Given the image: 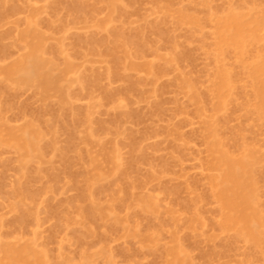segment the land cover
I'll return each instance as SVG.
<instances>
[{"label": "rangeland", "instance_id": "374dc122", "mask_svg": "<svg viewBox=\"0 0 264 264\" xmlns=\"http://www.w3.org/2000/svg\"><path fill=\"white\" fill-rule=\"evenodd\" d=\"M59 1L60 2H58V0H6V4L3 8H0V12H3L0 16L1 66L9 65L24 52V49L22 50L20 47H23V45L21 43L18 44L19 41L17 42L18 34L21 30L26 29V20L34 14L38 30L45 35L46 39L48 38L45 40V47H51L49 48L50 51L46 48V55L48 58L53 59L55 57L53 61L56 59L54 63H57V67L59 66L58 68L60 69L63 67L66 58H72V63L74 62L73 65H76L74 68L76 67L77 69V72H75L76 76H72V73H69L71 77L74 78H67L68 80L70 79L69 82L71 81V86L65 84V88H69L68 95L73 97L69 96V99L72 100L71 103L70 100L67 102L70 104L68 108L71 106V109L75 111L77 116L74 115V111L70 108L68 109L65 107V111L59 109V99L56 94H52L48 100L43 101L39 98L40 95L34 91L35 89L33 87H25L17 90V92L12 89H6L2 97L0 96L1 103L9 101L11 105V109L3 110L2 108L0 111L5 122H8L7 124H10V126L13 125V127H19L27 121H33L39 128L46 126L48 131L46 129L43 131L46 132L44 138L46 140L48 138V140H43L44 145L46 142L51 145H48L50 146L48 147L46 144L45 146L47 147H44V159L46 160L44 163H47L48 167L43 165V161H33V167L31 166L32 164H29L27 168L28 171L26 172L27 174L25 173L23 178L18 169L19 163L15 161L17 160V154H14L15 152L13 153L11 150L0 148V220L2 221L0 240L5 243H17L19 246L20 244L27 245L29 243L38 251L41 250L46 252L52 264L63 263L64 260L62 259H66L68 264H78L80 263V259L82 262L85 260L82 259L83 256L80 258V255L85 253L90 257H86V263L85 260L80 264H108L109 262L111 264H165L169 259L171 260L170 255L167 256L165 248H170L174 239H177L180 246L184 249L183 254L187 257V260H190L188 261L189 264H264V262H262L264 259L259 260L261 257L264 258V256H260V254L264 253L259 249H254L250 243L244 240H236L235 233L232 230L224 232L221 231L216 224L213 225L219 220L217 214L218 205L209 195V190L207 188L208 177L211 172H209V169L205 166L207 165L205 160L207 161L208 158L210 159V155L208 156L207 153L208 144H205V142L208 141H206L205 122H210V120L207 121L209 118L206 117H210L211 112L213 115L211 123L215 126L212 125L215 128L216 137L224 144L223 148L236 154L238 153L237 147L240 144L237 143L239 142L238 139L243 138V141L245 140L247 145L250 143L249 145H251L253 149L264 154V119L261 118L260 120L262 121L260 122L256 120L259 116H253L254 113L249 114L255 111V109H251V106L254 105V100L251 95V78L248 76V70H246L247 72L245 71L247 67L250 68L251 64L253 65L255 60L257 62V59L259 60L261 57H264V18H262L264 17V0H117V5L118 3L120 5L117 7L119 10L121 7L123 9L121 8L122 10H120V12L116 11L117 13L114 11L113 14L116 15L110 17V20H114H111L113 22H109L108 24L110 26L107 27V32H111V35L104 31L107 29L104 25L103 29L98 26L101 25L102 22L103 24L104 22H108L109 16L113 15L108 8L106 10V0H100L99 2L91 0V2H95H93L94 4L91 3L90 0H84V6L89 10V12H87L88 14L86 13L87 15H83L85 17L81 15L84 20L76 15L71 7L73 4L76 5L83 0H65L63 4L61 3L63 0ZM57 3H59L61 7L58 6L59 4ZM54 4L57 5L55 6ZM64 4H66V6ZM68 8L70 10H68ZM231 8L233 11L235 9V12L242 10L243 12H240L245 15L248 13V15H244L245 19L249 18L246 20L252 21L254 19L261 22V25L256 30L257 40H260V42H256L257 44L255 43L256 45L254 44L255 46L252 45V47H250V45L247 46L246 50L248 51L245 52L248 54L242 57L243 60L240 55V61L239 58L236 57L238 55L232 57L233 53L231 52L230 54H225L226 56L224 55L223 58L217 59V53H215L217 51L211 50L214 47L213 43L216 45L215 42L217 41V37H215L217 30L215 32L214 29L217 28L215 22L218 19L216 21L214 20V22L212 21L217 15L223 17L225 14L224 11H231ZM53 9L55 10L53 11ZM115 10H117V8ZM68 11H72L75 13L74 15H76V17L80 18H75L73 13ZM38 12L39 16L37 15ZM176 12H179L178 16ZM222 12L224 14H222ZM69 13L72 16H70ZM108 13L110 14L107 15ZM190 13V16L195 18L196 23L193 24L184 21L183 25L180 24L181 20H185L183 19V14L189 16ZM220 13L222 16H220ZM179 14L180 17L182 16V19L179 17ZM73 16L76 20L79 19L78 22L76 20L74 21ZM49 20L54 24H49ZM46 21L48 22L46 23ZM176 21L180 22L177 24ZM49 25H51V29L48 30ZM113 29L116 33L120 29L121 31L123 30L125 33L122 32L124 35H121L124 37L126 34L129 37L131 33H133L134 36H136V33H139L138 35L141 34L140 36L142 37L139 36V38L143 40L140 42L145 43L143 47V49L145 48V54L143 53L144 55L141 54L140 56L132 54L129 59H126L123 53H121V49L115 47L113 52V49H110L113 48L110 42H113V38L115 37ZM121 31H119V33H121ZM160 31L162 32L161 34H159ZM164 33H166L165 36ZM112 34H114V36ZM133 35L131 34L130 37ZM107 36L110 37L108 38V40H110L109 43H107V45L101 44L102 41H105ZM90 40L93 42L97 41L96 44L98 45L95 47ZM214 40L216 41L214 42ZM57 44L62 46L58 45V47L61 48L60 52H58L59 49ZM55 47L58 49H56L57 52H55ZM93 47L98 49L96 53L91 52ZM135 47L137 48V46ZM135 47L134 45L131 46V52L134 51ZM5 50H8V53H6ZM212 51L215 54H213V56ZM54 53L59 55V57L57 55L55 56ZM97 53L99 55H97ZM5 54L7 55L5 56ZM112 54L114 57H111L113 56ZM174 54L178 56L175 57ZM254 54H259L260 56L255 55L257 59L253 57L254 59L252 58L250 60L251 56ZM64 55H68L69 58L68 56L64 57ZM117 57H122V59L119 58L121 61L126 60V64L124 61V63L122 62L124 65L120 64L121 61L118 60ZM172 57L175 58V60L171 63H167L166 60ZM113 58L114 61L118 60V65L112 60ZM245 60L248 62L250 60V65H248L249 63H246ZM252 60H254V62ZM262 60H264V58H262ZM148 62L151 63L152 66L154 65L149 72L144 68L145 64H149ZM127 64H134V68H130ZM116 65L120 67V70H117L118 67ZM123 68L126 69L122 70ZM86 70H89V73H84ZM218 70H224L230 74L229 76L232 78L233 87L228 97L230 100H228V105L225 103V106L222 107L225 110H221V108L216 111L214 110V93H212L214 88H211V81L212 84L215 82L214 75ZM83 73L85 76L87 75L90 77L88 80L84 78L87 81H85L86 84H84V82L81 83L84 84L86 88L84 85L76 82L77 78H79V74L81 77H85ZM97 76L98 78L96 79L95 77ZM210 76L213 80H211ZM2 78L3 77L0 76V88L2 84L5 83V81L3 82L4 78ZM180 78L182 80L185 79V81L193 85L192 87L195 90L193 91L199 95L201 101L196 103L191 100L190 92L186 89H182L183 86H179V83H181L179 81H182ZM92 79H94L93 81L97 80L91 83L92 87L94 84L93 88H91L88 82H91ZM65 82L67 81H64V83ZM2 87H5V84ZM111 93L113 96H111ZM188 93L190 95H188ZM37 94L39 95L38 97ZM208 94H211L213 100H211ZM213 102L214 104H212ZM198 103H200L199 105L202 104V107H198ZM44 107L47 110H44ZM200 108L204 112L200 110ZM20 109L21 113L19 112ZM41 109L43 110L41 111ZM69 110L73 113L72 116ZM88 110L91 113V119H89L88 123L91 121L92 124H85L84 121H82V118L83 120L85 119V116H83L84 111L86 114ZM124 113L129 115L125 116ZM42 114H44V116H41L44 120L39 116ZM57 114L63 119L65 118V114L66 116H70L69 119L74 115L75 117L73 118H77V122L75 121L77 125L74 124V126L71 122L72 120L70 121L69 119L65 120H68L66 123L58 121L57 124L63 128L65 125L66 129L61 128L62 130L60 129V132L59 128L56 129L58 132L57 134L55 130L56 126L54 127L57 119L56 117L52 119V117L54 115L57 116ZM80 116L82 117V123H79ZM123 116L125 118H123ZM46 120H48L49 124H45L47 122ZM53 120H55L54 125L51 124ZM112 121L114 123H112ZM111 123L116 126L114 127ZM48 125H51L52 129L55 130L56 133H54V135L50 134L49 131L52 129L48 127ZM105 128L106 131L103 132ZM1 129L2 127L0 126V130ZM86 129L92 130L94 137L98 134L96 137L100 140H95V137L93 145L92 143L90 146L86 144V140H83L87 132ZM95 132L98 133L96 134ZM106 132L108 133L106 134ZM66 133H69V136L75 135L73 137H68ZM240 133H242L243 137H240ZM76 135H78L79 138ZM177 136L181 138H177ZM50 139L53 144L50 143ZM240 141L242 142V140ZM245 141L244 143H246ZM56 142L58 143L56 144ZM112 143H114V146ZM133 143L136 144L135 147H138L136 149L133 146L136 150L132 148ZM101 144L102 146H100ZM115 145L118 147L116 150L118 151L119 149L117 153L119 160L121 158V168L127 174L129 183L131 182L135 185H139L135 186L138 188H133L134 191L131 190L133 200L136 199L135 197L137 195V197L140 195L149 196L153 202L156 201L157 207L155 209H157V213L155 212L156 214L154 213L155 216L153 214V216H151L152 218H148L149 215H147V217L140 216L141 214L137 213L138 209L134 205H132V208H129V210L125 209L124 206H120L119 209H115V212L121 217H128L126 228L116 227L110 230V228H108V223L105 224L98 220V222L96 221L92 224L88 223V225H85L95 230L94 237H85L83 233L86 231H84V229L87 228L84 226V223L81 226V223L77 221L79 222L77 225V222H73V225H71L68 218H75V205L81 201L79 199V194H81V190L83 189L82 186H80L83 184L81 183L83 181V179H81V174L83 176L84 173L90 170V167H86V164H88L86 153L92 151L90 152L91 155L94 153L93 156L98 155L97 157H99L101 149L110 150L111 147L113 148ZM94 147L95 150L93 151L92 149H94ZM243 147H245V144H243ZM89 148L91 150H89ZM83 150L86 153H82ZM59 151L64 152V158L59 155ZM131 151H133V153ZM81 155L84 156V158L81 159L82 162H86L84 165H82L83 163L81 164V162L79 163V158L83 157ZM130 156L131 161L132 159H134V161L138 159L136 160L138 163L133 161V163L131 161L130 163ZM77 158L79 160L75 161ZM101 159L102 157H99V162L103 160ZM5 162L10 163L6 165ZM104 162L103 160V165L100 163L102 165L101 168L104 171L109 170L111 165ZM37 163L39 165L43 163V166L38 168ZM73 163L77 165L72 167ZM262 168H264V163L260 164L257 170L261 169L260 172L264 171ZM29 169L31 171L33 170V173H31ZM44 169L47 171H44ZM49 169L58 174L60 179L62 178L61 181L59 179L60 184L58 183V179L56 183L52 182L53 185L50 183L51 180H47L49 177L47 175L52 172ZM34 170H36L35 178L37 176V178L39 177L38 179H34V176H32L34 175ZM41 171L43 176H41ZM79 172H81V174ZM29 176L33 177L34 180L28 178ZM108 181H104V183L101 184L107 186V184L110 183L112 187L113 184H115V187H113L115 189L111 188L109 186L110 184L108 185V190L105 186L106 189L102 190V193L100 192L96 195V198L101 202L108 201L109 197L114 193H119V196H123L120 190L124 191L128 187L126 185L127 183L120 180L117 182L115 181L116 183L112 179H108ZM261 182L264 181L259 180L258 182V199L260 200L257 199L260 201L261 208L260 204H257V206H259L258 209H262L261 211L264 213V184ZM50 184L52 186L55 185V191L52 187L51 190H53V192L50 189H48L50 191L47 190ZM57 184H59V186ZM19 185L23 188L24 195L27 194L23 201V208L30 213L22 227H19L14 220L20 212L12 208L14 201L16 202L18 200L17 197L15 198V190ZM102 189H104V187ZM206 190L208 191V198L206 194L202 196L207 192ZM33 191L35 195L31 198L32 196L28 194H32ZM41 191H44L45 194ZM170 192H173V194ZM29 196L31 200L28 201ZM198 196L204 197L202 203L200 202L196 210L201 220L203 219L202 222H204V224L201 223L198 226L196 225V227H198L196 231L194 228L191 230L189 226H186V218L191 217L188 213L190 215L192 214V209L189 206L190 203H186ZM12 198L15 200L13 201ZM77 199L79 201H77ZM80 203L81 202H79V204ZM83 204L85 207L84 202ZM83 204L81 203L79 206ZM180 204L184 205L187 209L181 207ZM170 210L171 216L169 215ZM262 216H264V214H261V217ZM64 217L67 218L65 219L66 221H64ZM65 222L67 223L65 224ZM261 222H264V218L261 219ZM135 224L137 225V235L127 238L130 237L127 233V229L132 230ZM200 225L203 227L201 228ZM160 228L161 230H159ZM261 229L264 228L261 227ZM150 230L151 232H156L157 235L160 234L155 238V247H153L152 251L149 248H152L153 244H149L152 246L148 244L143 246V243H145L143 242V236ZM151 232L149 233L151 234ZM140 234L142 237L138 236ZM133 237L135 239H133ZM146 245H148V248H146ZM226 245L229 249H227ZM262 248H264V245H262ZM86 254L85 256H87ZM249 257L250 263L248 262Z\"/></svg>", "mask_w": 264, "mask_h": 264}, {"label": "bare ground", "instance_id": "6f19581e", "mask_svg": "<svg viewBox=\"0 0 264 264\" xmlns=\"http://www.w3.org/2000/svg\"><path fill=\"white\" fill-rule=\"evenodd\" d=\"M64 1L65 0H63L61 3L63 4ZM95 1L99 2L100 0H95ZM106 1H107L106 2V5H107L106 10L108 8V10L110 11V13H112V14L114 13V11H115V13H117V12H120V10L123 9L121 7L122 9L120 8V10H119V8L117 7L119 5V3L117 5V0H106ZM5 2H6V0H0V5H1L0 8L1 7L3 8V6L6 4ZM58 2H60V1L58 0ZM71 2H73V1H71ZM90 2H91V0H90ZM93 2H91V3H93ZM53 3H55V2H53ZM83 3H84V0L81 3H77L76 5L72 3L73 5L71 6L72 7V10L76 13V15L80 16L81 18H82L83 15H85L87 12H89L88 8L86 6H84ZM57 4H59V3H57ZM64 5L66 6V4H64ZM58 6L61 7L60 4ZM116 8H117V10H115ZM1 10H3V9H1ZM54 10L55 9H53V11ZM56 10H58V9H56ZM68 10H70V9L68 8ZM227 11L226 12L224 11L225 14L222 12V14L225 15V16L223 15V17H219L217 15L216 17H218V18H216L214 16L215 18L213 19L212 22H214V20L216 21L218 19L215 22L217 28L214 26L216 28V29H214L215 32L217 30V32H216L217 34H215V37H217V41L214 40V42L216 41L215 42L216 45L213 43V46L214 47L213 46L212 47L214 49L212 48L211 50H216L217 51V52H215V53H217V59H221V58L224 57L225 54H228V53L230 54V52H231V53H233V55L231 54L232 57L238 55L236 57L239 58V61H240V59L242 57H245L248 54L247 52H245V51H248V50H246L247 46L250 45V47H252V45H254L256 42H258V41L260 42V40H257L258 37L256 35V30L261 25V22H259L258 20H254V19L252 21L246 20V19H249V18H246L245 19V16L248 15V13L246 15L244 13L242 14L240 12L242 10H239L238 12H235V9H234V11H233V9L231 11L230 10H227ZM68 12H72V11H68ZM122 12H124V11H122ZM179 12H180V10H179ZM2 13L0 12V16L2 15ZM75 13H73V15ZM110 13H108L107 15H109ZM178 13H177V16H178ZM222 14L220 13V16H222ZM37 15L39 16V12H38ZM76 15H74L75 18H80V17H76ZM115 15L113 14L112 16H109V19H108L109 21L107 20L108 22H106V23L104 22V24L102 22V24L101 25H98V26L103 29V25H104V27L107 28L108 26H110L108 23L109 22L111 23V22L114 21L113 19H111V20H113V21H111L110 20V17H113ZM190 15H191V13L189 14V16H186V15L183 14V19H185V20H181V23L180 24L183 25L184 21H187L188 23L195 24L196 23L195 18H193ZM70 16H72V15L70 14ZM74 16H73V18H74ZM83 17H85V16H83ZM179 17H180V14H179ZM75 18H74V21L76 20ZM180 18H179V20H180ZM208 18H209V16H208ZM262 18H264V17H262ZM78 20L79 19H77L76 21L78 22ZM211 20H212V18H211ZM210 21H208V22H210ZM47 22L48 21H46V23ZM179 22H177V24ZM52 23L53 22H51V20H49V24L53 25L54 23L53 24ZM51 25H49V27ZM49 27H48V30L51 29V27L50 28ZM107 30H108V28L106 30H104V31L107 32ZM113 31H114V29H113ZM119 31H121V29ZM119 31L117 33L114 31L115 32V37L113 38V42H110V44L112 43L111 46L113 45V48H110L111 50L113 49L112 50L113 52H114L115 47L121 49L122 50L121 53H123L124 58H126V59H129L132 54L137 55V56H140L141 54L142 55L145 54L144 53L145 48L143 49L145 43L144 42H140L142 39L139 38V36L141 34L140 35H138L139 33L138 34L137 33L135 34V30H134V34L136 36H134L133 33H131L133 35L132 37H130L131 34H129V37H128L127 34L124 37L121 34L124 35L125 32L122 30L121 33H119ZM122 32H124V33H122ZM107 33H109V32H107ZM161 33L162 32L160 31L159 34H161ZM165 34L166 33H164V36H165ZM112 35L114 36V34H112ZM108 36L106 38L107 40H108V38H110ZM140 37H142V36H140ZM17 39H18L17 42L19 41L18 44L21 43L23 45L24 48L22 46H20V47L22 48V50L24 49L23 50L24 52H22L23 54L21 53V55L17 59H14L13 62L10 63L9 65L7 64L5 66L4 65L1 66V64H0V76H2L4 78V79L2 78L3 79V82L5 81V83H4L5 84V87H2L4 85V84H2V86L0 88V96L2 97V95L4 94V92L6 91V89H9V90L12 89V90H15L17 92V90L22 89V88H25V87H33L35 89L34 91H36L40 95L39 96L37 94V97L39 96V98H41L43 101L48 100L52 94H56L58 96V99H59V109H62V110L65 109L66 110L65 107L68 108V105H70V104L67 103L70 100L69 99V96L70 97H72V96L71 95H68V92H69L68 89L69 88H67V87L65 88V84L71 86L70 85V82L71 81L69 82L70 79L68 80L67 78L68 77L74 78V77H71V75L73 76V75H75V72H77L76 67L74 68V66H76V65H73L74 62L72 63V61H73L72 58H69L68 55H64V57L65 56H68L69 59H67V58L65 59L64 65H63V67L61 69L58 68L59 66L57 67V63L56 64L54 63L56 61V59H55V61H53V59L55 57L53 59L48 58V56L46 55V53H47L46 48L49 50V48H51V47L50 46H48V47L46 46L45 47V40H47L48 38L46 39L45 38V35L41 31L38 30V28L36 26L35 15L34 14L26 20V29L25 30H21V32L18 34V38ZM106 39H105V41H102L101 44L107 45V43H109L110 40L107 41ZM166 39H167V37H166ZM90 41H92V40H90ZM111 41H112V38H111ZM96 42L97 41H95V42L92 41V43L95 45V47H96V45H98V44H96ZM110 44H108V45H110ZM46 45H47V42H46ZM58 45L61 46L60 44H57V47H58ZM132 45H134V47L137 46V48L135 47V49H134L133 52H131V50H130V48H131ZM100 46H102V45H100ZM57 47H55V52H57L56 51ZM215 47H216V49H215ZM98 48H99V46H98ZM253 48H255V47H253ZM58 49H57L58 52H60L61 51V48L58 47ZM94 49H96V50H94ZM110 49H109V51H110ZM97 50H98L97 48H94L93 47V49L91 50V52H95L96 53ZM74 51H76V50H74ZM249 52H250V50H249ZM6 53H8V50L6 51ZM49 53H51V52H49ZM98 53H100V52H98ZM98 53H97V55H99ZM234 53H235V55H234ZM176 54H174L175 57L178 56ZM213 54L214 53L212 51V56H213ZM6 55L7 54H5V56ZM56 55L57 54H55V56ZM61 55H62V53H61ZM75 55H76V53H75ZM109 55H111V54H109ZM240 55H241V58L239 57ZM255 55H257V54L252 55L251 58H250V60L253 57L257 59V57H255ZM57 56L59 57V55H57ZM257 56H260V55L258 54ZM111 57H114V55L111 56ZM236 57H235V59H236ZM115 58H116V54H115ZM119 58L122 59V57H119ZM119 58H118V60H120ZM213 58H215V57H213ZM262 58H264V57H261L259 60L257 59V62H256V60H255V62H254V60H252L254 62L253 65L251 64V67L250 68L247 67L245 69V71L248 70V76L251 78V83H252L251 84V88H252L251 95H252V98L254 100V105H253L254 108H253V106H251L252 108L250 106H248V107H250L251 109H255V111L252 110L253 112H251L249 114L254 113L253 116H255V117H258L259 116L260 118L258 117V119H256V120H259L260 122L262 121V120H260L261 118L264 119V60H262ZM112 60L114 61V58ZM118 60L117 61L115 60L114 62L117 64ZM173 60H175V58H173V57L172 58H168L166 60V62L167 63H171ZM242 60H243V58H242ZM250 60H249V62H250ZM123 61L125 62L126 60H122L120 64H123L124 63ZM61 62L63 64L62 58H61ZM247 62L248 61H246V63ZM125 64H126V62H125ZM248 65H250V63ZM128 66H130V68H134V64H129ZM153 66H152L151 63H149V64H145L144 65V68L146 69L147 72H149L150 70H152V67ZM75 69H76V71H75ZM125 69L123 68L122 70H125ZM117 70H120V67H118ZM88 71L86 70V72H84V73H89ZM73 72H74V74H73ZM69 73L70 74L72 73V74L70 75ZM84 73H83V75L85 76ZM93 74H94V72H93ZM88 75H90V74H88ZM229 75L230 74L227 71L225 72L224 70H218V72H216V74L214 75V79H215L214 81L215 82L212 84V81H211V88H214V91L212 92V93H214V100L212 99L213 97L211 96L212 93L211 94H208V95L211 98V100H213L215 102V104H214V102L212 104H214V110H216V111H218L222 107H224L225 106V103L228 105V100H229L228 97H229V95L231 93V89L233 87L232 86L233 85L232 78ZM93 76H92V78H93ZM78 77L79 78H77V81L75 80L76 78L74 80L77 83H80V84L82 82H84V84H86L85 83V81H86L85 79L88 80V78H90L87 75L85 77H81L80 74L78 75ZM95 78L97 79L98 76L95 77ZM181 78H183V77H181ZM181 78H180V80H182ZM93 80L94 79H92V81ZM211 80H213L212 77H211ZM64 81H67V82L64 83ZM92 81L91 82L88 81L90 83V84L89 83L88 84L91 86V88L94 87V84H93V87H92L91 83H94L97 80L96 81H93V82ZM128 81H130V80H128ZM192 81H194V80H192ZM179 82H181V83H179V86L180 85L183 86L182 89H186V90H188L190 92V94H191V100H193L196 103L199 102V101H201L200 100L201 98L199 97V95L194 92L195 90L193 89V87H192L193 85L190 82L185 81V79L182 80V81H179ZM84 84H81V85H84ZM90 86H87V87H90ZM96 86H97V84H96ZM84 87H85V85H84ZM136 87H133V88H136ZM190 94L188 93V95H190ZM111 96H113V94ZM108 97H110V96H108ZM41 99H40V101H41ZM71 100H70V103H71ZM199 104L200 103H198L197 105H199ZM244 104H246V103H244ZM200 106L202 107V104L199 105L198 107H200ZM2 108H3V110H9V109H11L10 102L9 101L8 102H4V103H1L0 102V111L2 110ZM46 108H47V106H46ZM46 108L44 110H47ZM69 108L71 109V106ZM250 108H248V109H250ZM223 109L224 108H222L221 110H223ZM42 110L43 109H41V111ZM71 110L74 111L73 109H71ZM200 110H202V109L200 108ZM69 111H67V112H69ZM19 112L21 113V109H20ZM201 112H200V114H201ZM43 113H45V112H43ZM88 113H89V115H88ZM70 114L72 116L73 113L70 111ZM86 114H85V111H84V115H83V116H85L84 117L85 118L84 120H83V118L81 116L79 117V119H80V122L78 120L79 123H82L81 122V118H82V121H84L85 124L89 122V119H91V116H90L91 113L88 110V112H86ZM1 115L2 114H0V126L2 127V129L0 130V148H2V149L4 148V149L11 150V151H13V153L15 152L14 154H17V160H15V161H17L19 163L18 164L19 165V168L18 169L21 172V177L23 178L25 176V173L28 171L27 168H28L29 164H32L33 161H36V162H42L43 161V163L46 161L44 159L45 158L44 147H47L50 144L46 142L45 145L47 144V146L44 145V141L43 140L45 139L44 138L45 137L44 134H46V132H44L43 130L44 129L47 130V128H46V126L45 127L43 126V127H40L41 129L43 128L41 130L39 128V126L37 124H35L33 121H27L24 124H22V126H19V127L15 126V127H13V125L10 126V124H7L8 122L6 123L5 120L3 119V117ZM74 115L77 116V114H75V111H74ZM74 115H73V117H75ZM127 115H129V114L126 113L125 116H127ZM211 115H212V112H211ZM211 115H210V117H211ZM36 116H37V114H36ZM39 116L40 117L41 116H44V114L39 115ZM51 116H52V114H51ZM67 116H68V118H67ZM67 116L65 114V116H64L65 118L63 119V118H61L57 114V116L54 115L52 117V119H55V117H56V119H57L56 120V124L58 123V121L61 122V123H66L68 120L67 121H65V120L70 118L69 115H67ZM73 117H71V119H69V120L70 121L72 120L71 122L73 123V125L74 124L77 125V123H75V121L77 122V120H76L77 118H73ZM210 117L209 116L206 117V118H209V119H207V121L210 120V122L209 121L208 122H205L206 119L204 120V122H205V132H206V136H207V137L206 136L205 137H206V141L208 140L207 142H205V144H208L207 145V153H208V156L210 155V159L207 156L208 159H207V161L205 160V162H207V165H205V166L209 169V172H211L210 176L208 177V188L207 189L209 190V195L215 200V202L218 205V207H217L218 208V213L217 212L216 213L219 216V217L217 216L219 218V220L217 218L218 222L214 223L213 225L216 224L217 227L221 231H224V232L225 231L232 230L235 233V239L236 240L237 239L238 240L239 239L244 240V241L250 243L253 246L254 249H259L262 253H264V248H262V245H264V229H261V227L264 228V222H261V219L264 218V216L261 217V214H264V213H262V211H261L262 209H258L259 206H257V204L258 205L260 204V201H258V200H260V199H258V197H259L258 196V194H259V191H258L259 190L258 189V182H259V180L260 181L261 180L264 181V171H261L260 172L261 169L260 170L258 169L259 170L258 171L257 168H258V166L260 164L264 163V154H262L260 151L257 152L255 149H253L252 146L249 145L250 143L247 145V142L245 140L244 141L246 143H244L243 138H240V137H243L242 136V133H240V137H239L240 139H238L239 142H237V143H240L241 144V145L239 144V146L237 147L238 148L237 149L238 150V153L234 154L233 152H230L229 150L223 148L224 147V144L220 142V139L218 137H216L217 134H216V131H215V128H214L215 126H214L213 123H211L212 122L211 119L213 118V115H212L211 118ZM119 118H116V119H119ZM123 118H125V117L123 116ZM41 119L44 120V118H42V117H41ZM36 121H37V117H36ZM46 121H45L46 122L45 124H49L48 120H46ZM53 121H54V123H53ZM53 121L51 123L52 125L55 124V120H53ZM117 121H119V120H117ZM204 122H203V125H204ZM68 123H70V122H68ZM90 123L92 124L91 121H90ZM90 123H88V124H90ZM112 123H114V122L112 121ZM112 123H111V125H114V127H115L116 125L115 124H112ZM118 123H117V125H118ZM45 124H43V125H45ZM56 124L54 125V127L56 126L55 127V130L59 128V132H60V129L61 128L62 129H66L65 125H64V128H63V127H60L59 124H57V125ZM101 125L104 126L103 124H101ZM48 127H50L52 129V126L51 125H48ZM111 127H113V126H111ZM55 130H53V129L50 130L49 131L50 134H53L54 135V133L57 132V130H56V132H55ZM105 131H106V128L103 129V132H105ZM95 133L97 134L98 132H95ZM107 133L108 132H106V134ZM175 133H178V132H175ZM57 134H58V132H57ZM66 134L68 135V137H73L75 135L74 134L73 136H69V133H66ZM97 135H95V137ZM175 135H177V134H175ZM175 135H172V136H175ZM76 136L78 137V135H76ZM231 136H232V133H231ZM95 137H94L93 131L90 130V129H88L87 132H86V135L83 138V140L85 139L86 142H87L86 144H88L90 146L91 143L93 145V142H95L94 141V138ZM177 138H181V137L180 136L179 137L177 136ZM47 140H48V138H47ZM52 140H54V139H52ZM95 140H100V139L99 138L97 139V137H96ZM240 140H242L243 144H245V147H243V144H242V142ZM49 141H50L51 144H53V142H51V139ZM57 143L58 142H56V144ZM113 144L114 143H112V145ZM116 145H115V147H116ZM135 145L136 144L133 143V145H132V148L133 149H135V148L137 149L138 148V147H135ZM50 146H48V147H50ZM94 146H95V143H94ZM100 146H102V144ZM250 146H251V148H250ZM115 147H113V148L111 147L110 150L101 149V151L99 152V154H100L99 157H102V159L105 161L104 163L107 162V164L109 163L111 165V167L109 168V170H105L104 171L101 168V166L103 165V160L101 159L102 161L99 162V157H97L98 156L97 154H96L97 156H93L94 153H93V155L90 154V152H92V151H89L87 153L84 150L82 151V153L85 152L86 155H87V157H88V164H86V162L84 163V161L82 162L81 159L84 158L83 155H81L83 157L80 156L81 157V158H79L80 160L78 158H77V160L75 159V161H78L79 160V163L80 162H81V164L83 163L82 165L86 164L87 166L86 165L85 166L87 168L90 167V170L85 167L89 171L86 172V170H85L86 173H84L83 176H82L81 172H79L81 174V177H82L81 179H83V181L81 180L82 181L81 183H83V184L80 185V186H82L83 189L81 190V194H79L80 195L79 196V199L81 201H79L78 199H77V201L81 202L82 204L84 202L85 203V207H84V204L82 205L83 207L82 206H79L81 204V203L79 204V202H78L79 205L78 204L77 205L74 204L76 206L75 207V212H74L75 213V218H68L69 219L68 221H70V224L71 225H73V222L79 221L81 223V226L83 225V223H84V226H85V225H88V223L92 224V223H94L96 221L98 222V220H100L101 222H103L105 224L108 223L109 224L108 225V228H110V230L113 229V228L115 229L116 227L126 228L127 227V224H128V217H121V216H119L115 212V209L116 208L119 209L120 206H124L125 209L129 210V208H132V205H134L138 209V212L137 213L138 214H141L140 216H146L147 217V215H149L148 218H152L151 216H153V214L155 212L157 213V209H155L157 207L156 206L157 204L155 203L156 201L153 202V200L151 198H149V196L146 197L144 195H140L139 197H137L138 196L137 195L135 197L136 199L133 200V196H132L131 190L134 191L133 188L136 189L138 187H135V186H139V185H135V184H133L131 182L129 183V178H128L127 174L121 168V166H122L120 164L121 158L119 160V156H118V153H117V152H119V149L117 151L116 149L118 147H116V148ZM53 149H54V146H53ZM87 149H88V147H87ZM98 149H99V147H98ZM89 150H91V149L89 148ZM92 150L94 151L95 150V147ZM68 151H69V149H68ZM133 151H131V152L133 153ZM70 152H71V150H70ZM46 154H47V152H46ZM59 155L61 157H63V158L65 156L64 152H62V151H59ZM136 158H137V156H136ZM136 160H138V159H135V161H134V159H132L133 162H136ZM130 161H131V156H130L129 162ZM5 163L7 165L10 162L9 163L5 162ZM13 163L15 164L16 162H13ZM136 163H138V161ZM42 164L41 165L38 164L37 167L40 168V166H43V165L47 166V163H44L43 165ZM75 165H77V164L73 163L72 167L75 166ZM78 165H80V164H78ZM31 166L33 167V164ZM47 167H44V168H47ZM132 168H133V166H132ZM262 169H264V168H262ZM29 171H31V170L29 169ZM35 171L36 170H34V175H32V176H34V179L37 178V176L35 178V175H36V172ZM44 171H47V170L44 169ZM50 171H52V172H50L49 174L47 173L48 175L45 174V175L49 176L47 178V180L48 179L51 180L50 181L51 184H52V182L56 183L57 179L59 181L60 177H58V174L54 173L53 170H50ZM31 173H33V170L31 171ZM41 173H42V171H41ZM76 174H77V172H76ZM37 175H39V174H37ZM41 176H43V173L41 174ZM28 178H32L33 179V177H31V176H29ZM61 179H60V181H61ZM108 179H112L114 182L115 181L117 182V181L120 180L122 182L127 183L126 185L128 187L124 191L123 190H120V192L122 191L123 196H119V193H114L112 195L110 194L111 196L109 197V200L108 201L101 202V201H99L96 198V195L99 194L100 192L102 193V190H105L106 188L108 190L109 186L111 188L115 187L114 186L115 184H113V187H112L111 186L112 184H110V183L107 184V186L110 184L108 187L105 185L106 188H105L104 185H102L104 183V181H108ZM37 181H39V180H37ZM60 181L58 182L59 184H60ZM30 183H33V182H30ZM81 183H79V184H81ZM261 183L264 184V182H261ZM48 184H49V182H48ZM51 184H50V187L47 188V190L48 189L51 190L52 188L54 190V186L55 185L52 186L53 184L52 185ZM59 184H57V185L59 186ZM100 184L102 185V187H101ZM103 187H104V189H102ZM113 189H115V188H113ZM50 190H48V191H50ZM53 190H51V191L53 192ZM56 190H57V186H56ZM171 191H172V189H171ZM41 192L44 193V191H41ZM34 193L35 192L33 191L32 194H28V195L32 196L31 198H33V196L35 195ZM170 193L173 194V192H170ZM207 193H208V191L206 193H204L203 195L202 194L201 195L204 196L206 194L207 195V198H208L209 195ZM26 196H27V194L24 195L23 188L21 187V185H19L16 188V190H15V198L17 197L18 200L15 202L14 201L15 199L12 198L13 201H14V203L12 204V208L13 209H16L18 212H20L19 215L18 216L16 215L17 217H15V219H14L15 220V223L18 224L19 227L20 226L22 227V225L25 223L27 217H29V215H30V213L26 209L23 208V201L26 198ZM30 196L28 197V201L31 200ZM36 196H37V194H36ZM203 198L204 197L198 196L197 198H194V199L190 200V202L188 201V203H186V204H189L190 203L189 206L192 209V214L190 215L188 213V215L191 216V217L190 218H188V217L186 218L187 219V223H186L187 225L186 226H189V228L191 230H192V228H194L196 230L198 228V227H196V225L198 226L201 223L204 224V222H202L203 219L201 220L200 216L198 215L199 213H196L197 207L199 206L200 202L202 203V199ZM183 202H185V201H183ZM181 207H185V206L184 205H181ZM260 208H261V204H260ZM184 209H187V208L185 207ZM187 211H189V210H187ZM187 211H186V213H187ZM54 212H56V211H54ZM200 213H202V212H200ZM155 214H154V216H155ZM169 215L171 216V210L169 211ZM65 217L63 218L64 221H66L65 219H67ZM1 222L2 221L0 220V228H1V224H2ZM79 222H77L76 225ZM66 223L67 222H65V224ZM85 227L87 229H84V231L86 230L85 231L86 233L84 232L83 235L85 234L84 235L85 237H91V238L94 237L95 230L92 227H89V226L88 227L85 226ZM202 227L203 226H201V228ZM159 230H161V228ZM159 230H157V231H159ZM149 232H151V230ZM149 232H147L146 234L144 232L145 235L143 236V242H145V243H143V246L145 244H148V245L149 244H153V246L152 245H149V246H152V248L151 247L149 248L152 251L153 247H155L154 246L155 245L154 244L155 238H156V236H158L160 234L157 235L156 232H151V234H150ZM127 233H128V235H130V237H127V238H131L132 236H136L137 235V225L135 224L134 227L132 228V230H128L127 229ZM86 235H88V236H86ZM138 236H141V234L138 235ZM0 237H1V234H0ZM133 239H135V238L133 237ZM173 241L174 242L171 243L170 248H168V249L165 248V252H166L167 256L170 255V257H171V260L170 259H169L170 261L169 260L168 261L166 260L167 261L166 263H169L170 262L169 264H189L188 261H190V260H187V257L183 254L184 253V249L180 246L178 240L177 239H174ZM141 245H140V247H141ZM148 245H146V248H148L147 247ZM226 247H227V245H226ZM260 248H262V249H260ZM227 249H229V248L227 247ZM85 254L80 255V258L83 256L82 259H85L86 260V257L87 258L90 257L87 254H86L87 256H85ZM182 254H183V256H182ZM260 256H264V254H260ZM170 257H167V258H170ZM92 258H93V256H92ZM261 259H264V258L261 257L259 260H261ZM62 260H64V262L63 263H60V264H68V262L66 261V259H62ZM81 262H82V260L80 259V263ZM86 262H87V260L85 261V263ZM88 262H90V261H88ZM248 262L249 263L251 262L250 261V257H249V261ZM262 262H264V261H262ZM80 263H78V264H80ZM0 264H52V263H51V260L48 259L46 252L41 251V250L38 251L36 248H34L29 243L27 245H21L20 244V246H19L17 243H14V244H11L9 242L5 243V242H2L0 240ZM53 264H56V263H53ZM108 264H111V263L109 262ZM246 264H248V263H246Z\"/></svg>", "mask_w": 264, "mask_h": 264}]
</instances>
